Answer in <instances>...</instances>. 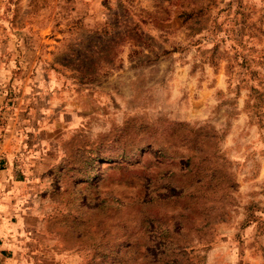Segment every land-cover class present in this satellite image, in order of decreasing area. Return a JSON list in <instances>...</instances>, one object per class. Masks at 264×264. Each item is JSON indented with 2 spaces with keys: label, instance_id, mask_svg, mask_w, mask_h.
<instances>
[{
  "label": "rangeland",
  "instance_id": "obj_1",
  "mask_svg": "<svg viewBox=\"0 0 264 264\" xmlns=\"http://www.w3.org/2000/svg\"><path fill=\"white\" fill-rule=\"evenodd\" d=\"M0 152V264H264V0H0Z\"/></svg>",
  "mask_w": 264,
  "mask_h": 264
},
{
  "label": "crops",
  "instance_id": "obj_2",
  "mask_svg": "<svg viewBox=\"0 0 264 264\" xmlns=\"http://www.w3.org/2000/svg\"><path fill=\"white\" fill-rule=\"evenodd\" d=\"M8 153L10 154V152ZM11 176L9 172L0 173V256L4 251L13 250L12 239H16L15 233H18L11 217L18 215L16 203L20 198V193L17 189L18 185Z\"/></svg>",
  "mask_w": 264,
  "mask_h": 264
}]
</instances>
